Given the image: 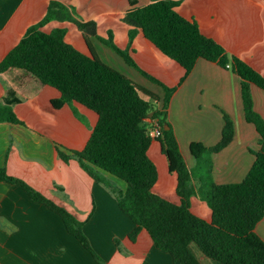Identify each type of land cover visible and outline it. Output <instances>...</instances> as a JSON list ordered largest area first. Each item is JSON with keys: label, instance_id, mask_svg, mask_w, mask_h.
<instances>
[{"label": "crops", "instance_id": "1", "mask_svg": "<svg viewBox=\"0 0 264 264\" xmlns=\"http://www.w3.org/2000/svg\"><path fill=\"white\" fill-rule=\"evenodd\" d=\"M50 1L73 7L83 22H95L98 36L106 38L110 31L114 44L128 49L136 65L164 85L173 87L183 77V69L160 53L140 31L128 43L129 27L121 21L129 9L127 0H0V60L29 26L45 16ZM136 2L142 7L151 0ZM177 12L193 19L203 35L264 76V0H180ZM54 28H64L65 41L89 53L72 23L51 20L41 29L49 32ZM89 41L103 63L154 93L160 99L154 106L161 107V87L127 65L97 38L90 37ZM250 92L253 109L264 121V92L254 85H250ZM59 96L55 88L42 84L23 69L0 72V104L4 98L13 99L9 108L21 122H0V168L82 222L84 235L104 264H178L154 246L145 230L131 242L128 233L133 224L118 208L115 195L89 177L77 161L65 163L58 157L56 145L81 150L97 121V115L80 104L73 106L84 121L77 119L67 105L55 109L51 101ZM223 113L233 120L234 133L229 144L211 156V179L215 184L238 183L254 161L253 152L260 148L258 134L244 119L239 77L215 63L198 59L173 93L167 109V121L188 169L195 165L189 152L192 142L213 146L220 140ZM147 122L151 127L152 122ZM147 155L157 169L152 191L178 204L176 176L168 171L167 160L155 139ZM101 174L117 190L125 191L123 181L102 171ZM192 186L196 189L198 183L192 181ZM190 210L210 221V210L198 197L190 198ZM254 231L264 241V217ZM192 245L189 248L193 253ZM203 257L195 256L202 264H218ZM0 264L99 263L66 231L59 215L33 202L19 185L0 180Z\"/></svg>", "mask_w": 264, "mask_h": 264}, {"label": "trees", "instance_id": "2", "mask_svg": "<svg viewBox=\"0 0 264 264\" xmlns=\"http://www.w3.org/2000/svg\"><path fill=\"white\" fill-rule=\"evenodd\" d=\"M127 1L129 9L121 21L129 27L128 43L140 31L160 53L183 69V77L177 85L168 87L141 70L128 49H120L114 44L110 31L106 38L98 36L95 22L79 20L73 7L57 1L49 2L45 16L29 26L17 44L3 56L0 72L8 68L30 72L42 84L59 92V98L51 101L55 109L67 105L80 121L84 120L73 103L97 115L81 150H69L60 145L55 148L63 162L77 161L89 177L115 195L118 208L133 224L128 233L131 242L141 230H145L154 246L169 254L178 264H202L191 252V244L204 257L218 264H264V241L254 231L264 217V121L253 109L250 92V85L264 92V76L227 53L217 41L203 35L193 19L181 16L177 12L180 0H151L142 7L136 6V0ZM51 20L72 23L84 38L89 53H82L67 43L64 28L42 31L41 28ZM90 37L97 38L127 65L162 88L159 109L154 104L160 99L154 93L99 59L90 44ZM198 59L215 63L239 77L244 119L258 134L260 148L253 152L254 161L238 183L215 184L211 179V156L233 138L234 122L227 114L223 113L221 137L215 145L190 144L189 152L195 160L193 169L187 168L167 121L170 99ZM13 101L4 98L1 102L0 122L21 124L9 108ZM148 120L157 123L159 137L150 136ZM153 139L160 145L168 171L176 176L178 204L152 191L157 181V169L147 150ZM101 171L123 181L125 191L117 190ZM0 180L19 185L33 202L43 204L59 215L66 231L97 263L104 264L84 235L82 222L24 181L7 175L3 168H0ZM192 181L198 183L196 189ZM192 196L205 202L210 210V221L191 212ZM115 243L118 245L117 241Z\"/></svg>", "mask_w": 264, "mask_h": 264}, {"label": "built area", "instance_id": "3", "mask_svg": "<svg viewBox=\"0 0 264 264\" xmlns=\"http://www.w3.org/2000/svg\"><path fill=\"white\" fill-rule=\"evenodd\" d=\"M149 132H150V136L153 138H157L160 136V129H159V127L155 121H153L151 123V127H150Z\"/></svg>", "mask_w": 264, "mask_h": 264}, {"label": "rangeland", "instance_id": "4", "mask_svg": "<svg viewBox=\"0 0 264 264\" xmlns=\"http://www.w3.org/2000/svg\"><path fill=\"white\" fill-rule=\"evenodd\" d=\"M191 249H192V251H193V253L195 254V256H202L200 253H199V251L196 249V247L194 246V245H192L191 246ZM205 260H208V259H206L205 257H203ZM210 261V260H209ZM214 262V261H213Z\"/></svg>", "mask_w": 264, "mask_h": 264}, {"label": "water", "instance_id": "5", "mask_svg": "<svg viewBox=\"0 0 264 264\" xmlns=\"http://www.w3.org/2000/svg\"><path fill=\"white\" fill-rule=\"evenodd\" d=\"M151 114H149V116H150ZM165 128H167V127H165Z\"/></svg>", "mask_w": 264, "mask_h": 264}]
</instances>
